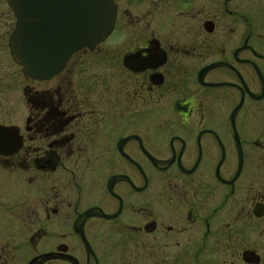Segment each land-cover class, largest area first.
<instances>
[{"label":"flooded vegetation","instance_id":"flooded-vegetation-1","mask_svg":"<svg viewBox=\"0 0 264 264\" xmlns=\"http://www.w3.org/2000/svg\"><path fill=\"white\" fill-rule=\"evenodd\" d=\"M2 2L0 43L21 69L10 47L17 20ZM112 5L107 40L75 54L46 90L26 91L23 147L0 156V176L12 161L18 179L45 180L48 193L33 198L42 211L7 217L0 188V264H212L214 251L229 252L231 229L262 235L264 193L243 179L249 148L264 145L239 126L254 119L264 137V0ZM8 220L25 222L24 238ZM246 253L264 263L248 250L244 264Z\"/></svg>","mask_w":264,"mask_h":264},{"label":"water","instance_id":"water-1","mask_svg":"<svg viewBox=\"0 0 264 264\" xmlns=\"http://www.w3.org/2000/svg\"><path fill=\"white\" fill-rule=\"evenodd\" d=\"M17 28L11 39L13 60L27 76L48 82L61 74L69 60L78 52L94 51L111 35L116 10L112 0H8ZM235 135L239 142L233 118ZM23 147L18 127L0 126V156L14 157ZM122 177L113 178V182ZM254 214L264 218V205ZM247 264H259L253 253L244 255Z\"/></svg>","mask_w":264,"mask_h":264},{"label":"rangeland","instance_id":"rangeland-1","mask_svg":"<svg viewBox=\"0 0 264 264\" xmlns=\"http://www.w3.org/2000/svg\"><path fill=\"white\" fill-rule=\"evenodd\" d=\"M4 7L5 10H9L4 2L0 3V8ZM105 48L108 49L109 46H106ZM85 68L98 69L99 67L96 66V64L88 62ZM49 84L51 85V83ZM49 84H38L30 81L22 68L19 69L13 65L9 57L7 44L2 42L0 43V125L24 126L29 113L26 91L30 88H34L35 86H37L36 89L38 91H44L48 88ZM241 129L244 131L242 132L246 134L244 137L242 136V139L248 142H253L258 138V140H260L264 145V137L259 134V123L254 121V119L240 125L239 130L241 131ZM230 148H235L233 139L230 143ZM249 149L251 151V155L249 157V168L243 179V186L246 189L249 183L252 185L255 184L256 186L260 185L264 193V151L258 152V150L255 149V151L252 152V148ZM259 157L262 159L261 165L258 164ZM10 163H12V161L5 162L6 172L3 174L4 179L3 176H0V188L4 192L5 211L7 217L20 209L23 212V208L29 206L42 211L41 201L44 200L39 201L37 199L34 200L33 198L37 196L38 198L46 197L48 193L47 182L45 180H40L38 181V184L35 183L37 187L34 186L35 184L30 186L27 179L28 176H24L22 174V179H18V176H16L9 169ZM108 174L109 173H105L106 176ZM86 183L89 184L88 181H86ZM69 196L73 197L72 194ZM32 199L34 200L33 202ZM237 202L239 201L232 200L229 204L230 214L226 215L229 223L235 220L232 213L234 211L233 209H235V205H237ZM41 218H43L42 212ZM222 221H224V219ZM8 222L9 220L7 221L6 230L15 228V230L22 233L21 235L24 238L23 235L27 234V226L24 224L25 222L21 221V223H16L14 226L11 225L12 227L8 225ZM260 227L262 232L260 238L253 234H246L244 237L240 238L237 235L235 236L234 230L231 229L229 231L231 239L229 252L223 253L221 250L220 252L214 251L212 264H244L242 254L248 250H256L264 262V220L261 222ZM245 228H248L247 224H245ZM21 243L24 245V240H22ZM25 255L26 253H19L18 260L25 262L27 257H25Z\"/></svg>","mask_w":264,"mask_h":264}]
</instances>
